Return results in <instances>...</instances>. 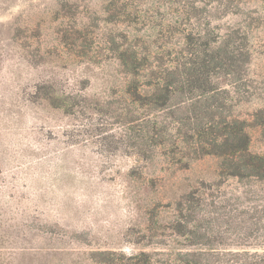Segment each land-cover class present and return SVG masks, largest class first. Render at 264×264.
I'll return each instance as SVG.
<instances>
[{
	"label": "rangeland",
	"instance_id": "obj_1",
	"mask_svg": "<svg viewBox=\"0 0 264 264\" xmlns=\"http://www.w3.org/2000/svg\"><path fill=\"white\" fill-rule=\"evenodd\" d=\"M123 2L131 12L151 6L0 0V264H99V251L183 249L168 224L193 191L205 202L264 203L263 182L220 177L167 109L130 102L108 43L134 26ZM203 16L245 33L249 63L232 112L248 117L264 104V0H209ZM148 118L166 121L165 147L143 137ZM249 134L250 150L264 155L260 129Z\"/></svg>",
	"mask_w": 264,
	"mask_h": 264
},
{
	"label": "trees",
	"instance_id": "obj_2",
	"mask_svg": "<svg viewBox=\"0 0 264 264\" xmlns=\"http://www.w3.org/2000/svg\"><path fill=\"white\" fill-rule=\"evenodd\" d=\"M150 3L145 11L131 12V4L123 2L134 26L122 33L121 42L108 41L125 77L126 96L131 103L167 109L183 141L191 140L199 157L216 159L220 177L264 183V155L249 147V128H259L264 137V104L248 117L232 112L249 63L245 33L235 27L222 32L205 18L209 0ZM148 122L143 137L165 147L166 121ZM212 185L202 182L207 189ZM177 205L180 212L168 228L169 235L181 237L183 249L133 255L99 251V264H264V203L205 202L193 191ZM255 247L263 251H251Z\"/></svg>",
	"mask_w": 264,
	"mask_h": 264
}]
</instances>
